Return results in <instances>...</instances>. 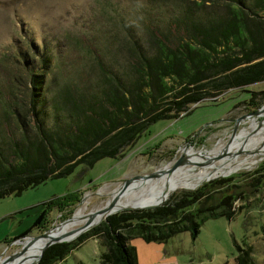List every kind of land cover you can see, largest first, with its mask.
Listing matches in <instances>:
<instances>
[{"label": "rangeland", "instance_id": "obj_1", "mask_svg": "<svg viewBox=\"0 0 264 264\" xmlns=\"http://www.w3.org/2000/svg\"><path fill=\"white\" fill-rule=\"evenodd\" d=\"M203 2L0 0V139L6 138L2 132L7 134L15 125L14 119L2 118L1 102L12 100L11 96L15 100L13 92L17 96L20 91L18 98H23L25 88L32 86L28 71L43 79L42 110L48 109L51 91L55 88L66 85L71 91L91 88L95 76L94 60H102L107 69L123 76L127 60H134L130 51L132 46L148 50L153 36L171 40L167 32L199 38L193 30L188 31L193 23H211L225 15L220 1ZM256 14L264 19L263 11H256ZM258 91H264V81L230 89L211 100L192 104L186 114L183 112L174 119L158 120L149 125L117 159L104 157L89 168L77 165L67 176L51 178L20 195L1 198L0 258L17 250L20 243L31 251L35 245L28 236H36L66 219L53 210L42 230L31 229L19 238L20 243L16 239L3 241L28 228L41 203L53 196L79 190L80 199L70 216L75 215L85 199L82 214L94 213L110 199L111 192L125 178L160 168L164 171L179 156L185 163L183 167L192 168L217 144H230L237 137L241 142H251L255 139L256 128L264 124V99L258 106L263 105L259 115L242 119L234 137L228 138L233 120L250 112L245 103L250 93ZM36 124L34 118L28 123L26 119L25 126L29 129H34ZM258 142L264 143V138ZM248 147L244 146L243 150ZM256 158L257 163L240 165V168L225 171L226 174L172 184L145 197L142 201L156 202L162 199L163 190L168 196L223 177L227 180L210 190L207 203H215L223 195L230 194L238 211L231 219L205 220L194 239L187 231L177 233L165 242H146L137 236L130 237L128 243L135 249L136 263L231 264L235 254L233 242H236L249 245L252 260L264 264V154ZM147 187L148 184L142 187L141 192ZM100 251L96 239L89 238L54 264H99ZM30 253H21L18 259Z\"/></svg>", "mask_w": 264, "mask_h": 264}, {"label": "trees", "instance_id": "obj_2", "mask_svg": "<svg viewBox=\"0 0 264 264\" xmlns=\"http://www.w3.org/2000/svg\"><path fill=\"white\" fill-rule=\"evenodd\" d=\"M217 1L223 4L224 16L211 23H193L188 29L199 38L167 32L171 40L153 36L148 50L132 46L134 60H127L123 76L107 69L102 60H94L91 88H55L48 109L42 110L43 79L28 71L32 86L25 88L27 100L18 98L19 91V96L13 92L15 100L11 96L13 101L1 102L2 118L14 119L15 125L0 139V199L67 176L77 165L89 168L104 157L117 159L152 123L186 114L192 104L227 90L264 81V19L256 16V11L264 12V0ZM263 99L264 91L251 92L245 103L252 111ZM33 118L38 124L31 130L25 125L26 119L28 123ZM226 180L212 179L170 193L156 207L110 214L71 241L49 245L35 264L61 261L89 238H95L101 248L99 264H137L135 249L128 243L132 236L165 242L187 231L194 239L205 220L231 219L238 211L230 194L207 203L210 190ZM79 199V190L47 199L28 228L3 241L31 229L42 230L53 210L68 218ZM233 245L231 264H256L249 245Z\"/></svg>", "mask_w": 264, "mask_h": 264}, {"label": "bare ground", "instance_id": "obj_3", "mask_svg": "<svg viewBox=\"0 0 264 264\" xmlns=\"http://www.w3.org/2000/svg\"><path fill=\"white\" fill-rule=\"evenodd\" d=\"M255 132L256 136L253 135L255 139L253 138V140H251V142L249 143L241 142V139L239 140V138L237 137L230 144H217L214 148L208 151L206 157L203 158L202 161L197 162L192 168L183 167L185 163H181L180 165L175 167L170 173H165L163 171V173L157 178L141 182L137 185H129L125 192L118 198L116 207L120 209L123 207L125 208L132 206H152L158 204L163 200V192H165L164 190L161 194L162 199L156 200V202H154L153 204L141 205L142 203H145L142 200L158 189H164L176 183H187L193 180H197L199 178L208 180L211 177L226 174L225 171L228 172L230 170L240 168V165L244 166L245 164L251 165L255 163L257 161L256 157H259L264 154V143L258 142L259 139L264 138V124L260 128H256ZM240 138H242V136ZM246 145L249 146L248 149L243 150V147ZM242 152L243 154L239 155ZM171 164H169V166ZM169 166H166V169L169 168ZM146 184H148V187L143 192H141L142 187H145ZM133 192H135L134 195H132ZM85 200L81 208H79L75 212V215L72 214L68 220L60 222L57 226L50 228L44 236L38 237L36 239L31 238V241L34 243L35 246L31 251H24V253L31 252L27 257L18 259V257L20 256L19 254L6 264H29L30 261L33 260L34 257L37 255L38 249L41 244L47 239H49V237L55 236L62 232L69 231L75 228V225L77 226L79 224H83L84 222L94 217L98 213V211L94 213H87L84 215L82 214L84 206L86 204Z\"/></svg>", "mask_w": 264, "mask_h": 264}, {"label": "water", "instance_id": "obj_4", "mask_svg": "<svg viewBox=\"0 0 264 264\" xmlns=\"http://www.w3.org/2000/svg\"><path fill=\"white\" fill-rule=\"evenodd\" d=\"M263 109V105L250 111L247 114L241 115L240 117L236 118L233 120V126L229 135V139L233 138L235 135V130H236V126L240 123V121L242 119H245L247 117L250 116H258L260 111ZM181 163H183V160L180 158V156L174 160V162L169 166V168L166 169V171L164 170L165 173H170L175 167H177L178 165H180ZM163 173V170L160 169H156L153 170L151 172H146V173H140V174H136L133 175L129 178H125L123 179L118 185L117 187L112 191L111 195H110V199L106 200V202L103 204V206L99 209L98 213L92 217L90 220L84 222L83 224L76 226L75 228L66 231V232H62L59 233L55 236H51L49 237V239H47L45 242H43L41 244V246L38 249V253L37 255L34 257L33 260L30 261L29 264H35L37 262V260L40 258L42 252L44 251V249L46 247H48L49 245L53 244V243H60V242H68L71 241L72 239H74L75 237H77L80 233L88 230L89 228L97 225L100 221L104 220L108 215L110 214H114L116 212L119 211H123V210H132V209H142V208H152V207H156L158 205H160L166 198L167 193L163 192V200L161 202H159L158 204L152 205V206H148V207H142V206H132V207H123L118 209L116 207V203L118 201V198L125 192V190L127 189V187L129 185H137L141 182H145L148 180H151L153 178H157L159 177L161 174ZM71 217V216H70ZM70 217L64 219L61 222H64L66 220H68ZM49 229H46L45 231L41 232L40 234L36 235V236H28L32 239H36L38 237L44 236L46 235V232ZM20 237L16 238V242L20 243L19 240ZM14 241V242H15ZM27 246L24 245L23 243H20V246L17 250H14L13 252H11L10 254L0 258V264H6L9 261H11L14 257L18 256L19 254L23 253L25 250H27Z\"/></svg>", "mask_w": 264, "mask_h": 264}, {"label": "crops", "instance_id": "obj_5", "mask_svg": "<svg viewBox=\"0 0 264 264\" xmlns=\"http://www.w3.org/2000/svg\"><path fill=\"white\" fill-rule=\"evenodd\" d=\"M90 239H95V238H90ZM98 260H99V258H98Z\"/></svg>", "mask_w": 264, "mask_h": 264}]
</instances>
